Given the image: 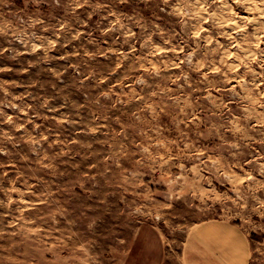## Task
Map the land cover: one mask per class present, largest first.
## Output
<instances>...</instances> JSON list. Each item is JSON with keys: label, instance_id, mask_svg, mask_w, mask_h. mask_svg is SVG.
I'll use <instances>...</instances> for the list:
<instances>
[{"label": "rangeland", "instance_id": "rangeland-1", "mask_svg": "<svg viewBox=\"0 0 264 264\" xmlns=\"http://www.w3.org/2000/svg\"><path fill=\"white\" fill-rule=\"evenodd\" d=\"M204 233L264 264V0H0V264Z\"/></svg>", "mask_w": 264, "mask_h": 264}, {"label": "crops", "instance_id": "crops-1", "mask_svg": "<svg viewBox=\"0 0 264 264\" xmlns=\"http://www.w3.org/2000/svg\"><path fill=\"white\" fill-rule=\"evenodd\" d=\"M196 236L199 239L196 237L191 243L195 257L193 264H247L246 250H240L234 244L229 245L235 241L231 235L204 233ZM224 241L228 242V245H225Z\"/></svg>", "mask_w": 264, "mask_h": 264}]
</instances>
